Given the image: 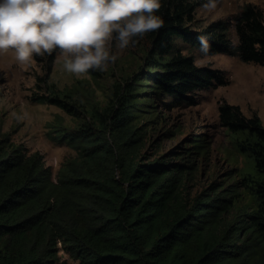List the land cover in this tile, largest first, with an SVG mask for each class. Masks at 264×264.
Segmentation results:
<instances>
[{"label": "trees", "instance_id": "16d2710c", "mask_svg": "<svg viewBox=\"0 0 264 264\" xmlns=\"http://www.w3.org/2000/svg\"><path fill=\"white\" fill-rule=\"evenodd\" d=\"M206 2L162 0L164 26L143 38L144 62L112 86L104 104L43 79L33 100L75 121L56 130L75 156L54 179L42 154L0 138V264H264L258 114L218 106L217 124L242 161L202 185L200 164L212 150L207 131L181 151L161 152L149 137L168 113L195 107L199 92L228 84L222 70L185 53L200 51V37L210 45L207 55L264 66L262 10L246 4L233 23L201 26L196 11Z\"/></svg>", "mask_w": 264, "mask_h": 264}, {"label": "rangeland", "instance_id": "374dc122", "mask_svg": "<svg viewBox=\"0 0 264 264\" xmlns=\"http://www.w3.org/2000/svg\"><path fill=\"white\" fill-rule=\"evenodd\" d=\"M246 4L258 6L264 16V0H216V7L211 11L203 5L197 9L196 21L201 26L218 20L233 23L234 17ZM232 40H235L234 33ZM147 45L144 39H139L134 47L119 54L117 61L106 71L80 75L64 69V55L60 50L52 52L50 65L48 54L37 55V58L34 54L30 62L20 63L14 50L0 52V138H9L29 153L42 154L55 179L60 165L75 156V151L56 137L57 126H73L75 121L56 106L33 100L35 94L42 93L43 79L59 90L75 88L76 99L104 104L112 86L144 62ZM185 53L192 55L199 66L222 70L228 84L199 92V102L195 107L168 113L160 128L149 131V137L154 148L161 152L181 151L190 139L207 131L212 139V150L211 157L200 164L202 185L211 173L221 176L229 166H240L242 161L231 138L217 124L221 103L237 105L247 116L258 114L264 125V66L245 63L225 53L203 55L195 48ZM60 256L62 260H69L64 252H60Z\"/></svg>", "mask_w": 264, "mask_h": 264}, {"label": "clouds", "instance_id": "9594fccd", "mask_svg": "<svg viewBox=\"0 0 264 264\" xmlns=\"http://www.w3.org/2000/svg\"><path fill=\"white\" fill-rule=\"evenodd\" d=\"M162 6V0H0V52L14 50L17 61L28 63L34 54L60 50L67 72H103L164 26ZM203 7L213 10L216 0ZM199 40L207 55L210 45Z\"/></svg>", "mask_w": 264, "mask_h": 264}]
</instances>
